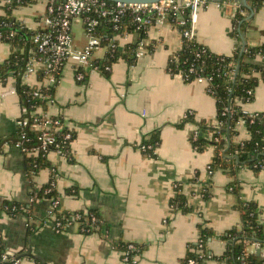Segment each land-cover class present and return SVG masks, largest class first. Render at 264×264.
Returning <instances> with one entry per match:
<instances>
[{
	"label": "crops",
	"instance_id": "crops-1",
	"mask_svg": "<svg viewBox=\"0 0 264 264\" xmlns=\"http://www.w3.org/2000/svg\"><path fill=\"white\" fill-rule=\"evenodd\" d=\"M239 4L236 0H211L199 8L193 22L195 40L213 53L232 54L240 42L233 34L234 18L241 13L246 20L241 34L244 41L252 46L263 43L264 0L257 8L251 1L244 10ZM36 5L19 7L13 16L36 28L42 3L39 9H23ZM73 26L79 29L76 34L72 30L74 44L82 47L86 43L82 25L74 22ZM114 38L119 47L140 39L143 54L132 64L119 58L108 76L94 71L85 75L83 82L75 80L72 64L66 63L53 100L46 104V112L63 118L74 133L68 157L49 152V166L30 177L25 155L9 143L2 146L0 237L6 250L21 253L30 246L32 254L40 256V264H180L189 244L197 240L199 224L215 232L209 251L213 255L223 252L225 242L219 235L240 226L237 205L241 201L257 205L264 228V170L256 174L243 166L229 174L220 168L209 174L214 147L196 151L191 137L197 125L186 122L179 126L188 112L197 122H214L216 114L206 83L185 82L167 71L169 56L181 46L179 29L165 22L148 27L141 38L136 32ZM149 45L151 51L146 48ZM105 51L104 46L95 49L93 58L102 59ZM9 54V44L0 42V63ZM14 79L0 80V138L11 137L18 128L19 97L7 92ZM35 81V77L29 79ZM241 107L247 113L264 112L263 81L255 88L253 99ZM236 130L235 140L249 137L245 124L237 125ZM153 131L158 132L159 143L151 156L139 145ZM53 178L59 210H96L101 228L81 232L73 223L55 231L52 199L35 198L29 203L33 193ZM177 187L190 208L186 213L171 210L169 202ZM5 201L25 205L29 212L11 216L1 207ZM31 220L35 230L27 240ZM129 244L135 249L125 260ZM17 264L36 261L25 256ZM205 264L217 262L208 259Z\"/></svg>",
	"mask_w": 264,
	"mask_h": 264
},
{
	"label": "trees",
	"instance_id": "trees-1",
	"mask_svg": "<svg viewBox=\"0 0 264 264\" xmlns=\"http://www.w3.org/2000/svg\"><path fill=\"white\" fill-rule=\"evenodd\" d=\"M37 0H22L20 3H12L0 6V20L6 19L14 22L11 28L1 27L3 32L8 30L15 31L7 42L10 46V54L0 63V80H4L8 76H12L16 80L17 95L21 105H25L28 110L33 107L45 109L46 100L34 95V87L20 83V74L25 66L28 49L30 47V37L33 33L25 27H21V23L13 16L14 10L22 6H27L36 3ZM262 0H251V4L257 8ZM108 5L112 2L108 1ZM241 9H246L241 5ZM188 10H185L183 17L186 20L184 26L177 27L174 22V17L168 15V23L180 30L185 29L190 24ZM234 33L240 40L235 46L232 54L223 55L211 52L207 47L198 43L194 38L188 39L181 36V46L179 50L172 53L167 62V71L170 74L184 73L187 74L185 82L193 81L198 76H211L209 94L215 100L216 114L215 120L221 122V126L215 129L211 121L201 120L195 121L192 113H186L185 117L179 123L180 125L186 122H193L197 125V133L195 138L191 137V144L196 151H203L207 145L214 147V155L210 163V170L213 172L216 169L227 170V173H233L235 169L247 166L254 173L264 170V112L256 113L253 118L245 117L241 105L249 102L254 97V90L260 81L264 82V42L258 45L247 44L241 36V30L246 26V20L241 13H236L234 18ZM148 27L141 26L132 19V15L126 13L120 18L118 28L114 29L111 21V14L104 18H99L98 23L94 28V34L97 35L102 45H107L114 37L122 36L125 33H138L143 37ZM8 34V33H3ZM116 43V41H115ZM139 46L143 47L142 41L139 39L135 43H128L123 47H119L116 43V48L112 51L108 50V56L102 59L95 60L99 65L101 73L108 76L110 71H104V65H110L116 62L119 58L126 60L132 64L136 58V51ZM144 48V47H143ZM147 50L151 51L153 46H146ZM112 54V55H111ZM193 67V71L189 73V68ZM37 78L41 79V72L37 73ZM56 86H52L48 90L42 91L54 95ZM228 107L229 111L224 109ZM245 120V126L249 132L247 139L237 141V122ZM31 118L29 124L25 127H18L16 132L11 137L0 138V151L3 143H14L19 140L21 135L25 136L22 144L25 147H32L37 144L38 131L32 127ZM71 132L72 139L74 133L66 128L60 129L56 133L57 141L61 142V146L69 156L70 141H62L65 132ZM211 133V137L206 139ZM209 136V135H208ZM216 138L218 141H216ZM71 139V140H72ZM159 143V135L157 131L150 133L149 137L144 139L142 144H151L154 147ZM143 152L149 155H155L153 151L145 150ZM69 159H71L69 157ZM26 168L30 177L34 176L41 168L49 166L46 156H42V152L35 155H25ZM211 172V173H212ZM38 189L34 194V198H56L58 195L51 186L50 182ZM46 188H51V191L45 193ZM172 211H181L186 213L189 211V206L186 204L184 196L176 188L174 197L169 202ZM25 206V205H24ZM20 203L5 201L1 207L9 215L15 216L20 213H26L27 209ZM240 211V226L231 227L230 229L219 235V238L225 242V249L220 255H213L208 249L209 240L215 235L211 227L205 224H199L198 236L195 243L189 244L180 264H205L208 259H213L221 264H264V228L263 224L258 219L259 209L254 202L241 201L238 203ZM29 212V211H28ZM78 214L79 227L90 229L94 226L102 227L100 215L96 210H77L66 211L55 208V218L66 221H73L74 215ZM94 216L95 221H91L90 217ZM28 216H32L31 213ZM32 218V217H31ZM33 219V218H32ZM30 221V220H29ZM35 230L33 221L29 222L26 231V239ZM80 231V230H79ZM90 231V230H88ZM85 231V232H88ZM83 232V231H81ZM259 242L258 250L245 253L247 245L244 240ZM119 248H123L122 244H118ZM8 251L0 237V264H12L8 260L2 259V254H7ZM19 253H14L17 256ZM8 255V254H7ZM36 264L40 261L35 259Z\"/></svg>",
	"mask_w": 264,
	"mask_h": 264
},
{
	"label": "built area",
	"instance_id": "built-area-1",
	"mask_svg": "<svg viewBox=\"0 0 264 264\" xmlns=\"http://www.w3.org/2000/svg\"><path fill=\"white\" fill-rule=\"evenodd\" d=\"M22 0H0V6L12 3H20ZM211 0H162L152 3H125V2H112L111 5L107 4V0H40L43 6L42 12L36 18V28L27 27L23 22L21 27H25L27 30L33 31L30 37V47L28 49V56L25 66L20 74V83L34 87V95L46 100V104L52 102V95L42 91L48 90L52 86H56L61 78L63 68L66 63H71L74 69V76L77 82H83L85 75L88 73L99 71V65L95 63L93 53L95 49L104 46L106 48L105 57L108 56V50L112 51L116 48L115 38L111 39L107 45H102L100 38L94 34V28L98 23L99 18H104L111 14V21L114 29L118 28L120 18L129 13L132 15V19L139 23L141 26L150 27L155 24H162L168 22V15L174 17V22L177 27L184 26L186 20L183 17L185 10H188L190 24L183 30L179 29L181 36L188 39H195L193 22L196 17V13L199 8L205 7ZM241 4H239V7ZM74 22H79L82 25V30L86 36V43L82 47L75 46L72 35V27ZM14 24L12 21L6 19L0 20V28H11ZM8 33V34H3ZM15 31L8 30L3 32L0 29V42H4L9 39ZM7 43V42H5ZM143 47L139 46L136 51V57L143 54ZM112 55V54H111ZM111 65H104V71H110ZM193 71V67L189 68V73ZM41 72V79L37 78V73ZM180 76L183 81L187 77V74L177 73L173 74ZM35 77L36 81L30 83L29 79ZM6 79V78H5ZM4 79V80H5ZM1 80V81H4ZM206 83V89L209 93L211 76H196L193 81ZM8 93L17 94L16 80L14 79V85L8 89ZM225 111H229L226 107ZM256 113H247L243 111L245 117L250 119L255 116ZM31 118V124L36 131L37 144L32 147H25L22 142L25 139L24 135H21L19 140L10 144L15 148H18L24 155H37L42 152V156H46L49 152L53 151L59 155L66 156L67 153L61 146V142L57 141L56 133L63 128L70 130L60 116L49 115L41 106L33 107L28 110L25 105L20 104V116L18 118L17 126L25 127L29 124ZM245 124V120L240 119L237 125ZM212 125L215 129L220 128L221 122L214 120ZM237 127V126H236ZM197 131L194 133L195 138ZM208 138L211 137V133L208 134ZM72 139L71 132L67 131L63 134L62 141H70ZM216 141L218 139L216 138ZM3 145H8L4 142ZM139 149L142 151H154V146L151 144H140ZM209 174H211L210 164L207 166ZM50 185H54V178L50 182ZM51 191V188H46L45 193ZM52 209L50 213L52 215V225L55 231L60 232L66 229L68 226L78 224L76 221L79 219V215H74L73 221H66L63 223L61 220L55 218V208H59V200L57 198H51ZM35 198L30 197L29 203L33 202ZM28 206V205H26ZM91 221H95V217L91 215ZM94 226L90 229L85 227H79L80 231H88L96 229ZM247 245L245 253L258 250L259 242L244 240ZM135 249L133 244L127 246L124 259L128 257V253ZM8 254V255H7ZM7 254H2L3 260H8L12 264H17L18 258L8 251ZM190 264L194 261L190 260ZM219 264V263H217Z\"/></svg>",
	"mask_w": 264,
	"mask_h": 264
},
{
	"label": "water",
	"instance_id": "water-1",
	"mask_svg": "<svg viewBox=\"0 0 264 264\" xmlns=\"http://www.w3.org/2000/svg\"><path fill=\"white\" fill-rule=\"evenodd\" d=\"M107 1H111V2H125V3H152V2H159V1H162V0H107ZM236 1H239L241 4H243V6L249 8L248 1H251V0H236ZM25 256L31 257V258H34V259H39V260L41 259L40 256L32 254L30 246H28L26 251L19 253L16 256V258L20 259V258L25 257Z\"/></svg>",
	"mask_w": 264,
	"mask_h": 264
},
{
	"label": "rangeland",
	"instance_id": "rangeland-1",
	"mask_svg": "<svg viewBox=\"0 0 264 264\" xmlns=\"http://www.w3.org/2000/svg\"><path fill=\"white\" fill-rule=\"evenodd\" d=\"M36 3H37V5L34 7V6H28L27 8H23L24 10H27L28 9V11H32L33 9H36V8H40V4H41V2H40V0H37L36 1ZM72 30H73V32L76 34V33H78L79 32V29L78 28H76L75 26H73L72 27ZM76 31V32H75ZM241 33H244L243 32V29L241 30Z\"/></svg>",
	"mask_w": 264,
	"mask_h": 264
}]
</instances>
